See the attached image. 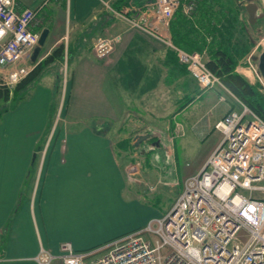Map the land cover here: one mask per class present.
Returning <instances> with one entry per match:
<instances>
[{"label": "crops", "instance_id": "0c3cea01", "mask_svg": "<svg viewBox=\"0 0 264 264\" xmlns=\"http://www.w3.org/2000/svg\"><path fill=\"white\" fill-rule=\"evenodd\" d=\"M16 3L19 11L37 10L33 31L48 30L37 62L60 44L68 57L65 88L58 83L60 62L53 63L25 89L16 94L9 89V97L3 103L5 108L1 110L0 264H38L35 258L41 248L56 255L61 244L69 243L75 252L94 251L143 228L158 216L148 208L150 205L142 203L145 200L140 203L149 194L126 178L131 160L130 129L143 119L157 122L169 119L175 112L178 115L179 104L169 107L163 115L161 110L156 113L160 105L155 108V100L161 103L170 100L168 95L152 96L154 85L162 82L160 78L193 77L172 58L176 54L170 48L131 30L124 20L112 16L100 0H16ZM255 3L258 13L264 14V0ZM150 4L153 0H121L117 9L129 14L144 11L151 27L171 38L169 23L151 11ZM199 12L187 18L200 31L209 17ZM238 12L240 19H248L244 10L238 8ZM242 24L255 47V39L263 33L264 19L255 25L248 20V26L246 22ZM110 36L118 38L113 51L106 59H98L93 50L96 40ZM20 64L34 66L28 57ZM9 69L0 70V78ZM242 71L248 79L256 78L253 72ZM59 92L62 134L55 139L53 129L47 137L43 154L47 152L48 161L40 188V164L31 187L26 188L28 169L41 144L51 99ZM177 94L184 92L178 90ZM226 98L234 100L230 95ZM224 103L225 109L211 128L231 110H238L232 102L233 109ZM210 126L205 129L200 121L192 136L198 138ZM220 141L205 154L202 164ZM145 149L149 152L145 153ZM138 151L146 159L144 170L139 172L143 181L150 183L157 171L149 159H154L155 165L161 164L164 149L152 140L143 142ZM164 189L160 187L158 197L161 193L165 195Z\"/></svg>", "mask_w": 264, "mask_h": 264}, {"label": "built area", "instance_id": "2783aa9c", "mask_svg": "<svg viewBox=\"0 0 264 264\" xmlns=\"http://www.w3.org/2000/svg\"><path fill=\"white\" fill-rule=\"evenodd\" d=\"M100 1L131 30L170 48L202 89L221 87L239 109L231 110L214 124V131L222 135L220 143L202 168L183 181L181 193L164 215L94 251L75 252L71 244L64 243L59 247V256L41 248L35 261L51 264L58 258L62 264H264V119L239 101L208 69L204 53L175 46L170 37L151 27L144 11L129 14L114 8V0ZM149 8L169 23L177 10L190 16L195 3L153 0ZM36 14L37 10L30 8L19 11L16 0H0V70L10 68L2 78V85L8 89L34 68L20 63L31 58L38 43L40 33L32 29ZM117 41L111 36L98 38L93 47L95 56L106 59ZM67 61L65 53L61 66L63 88L68 81ZM251 68L264 94L256 65L252 63ZM224 99L222 96L220 100ZM139 171L135 166L128 167L127 181L139 182Z\"/></svg>", "mask_w": 264, "mask_h": 264}, {"label": "rangeland", "instance_id": "374dc122", "mask_svg": "<svg viewBox=\"0 0 264 264\" xmlns=\"http://www.w3.org/2000/svg\"><path fill=\"white\" fill-rule=\"evenodd\" d=\"M189 1L190 2L193 1L195 3V7L197 4H200L201 2L200 0H189ZM219 1L224 2L230 9H232V11L233 10L235 11L237 8V4L235 0H219ZM236 20H237V27H236V31L233 33V39L228 40L229 43L234 45L233 47L231 45L230 46L233 49L237 48L238 49L237 51L240 52L239 56H237L239 58L236 65V72L242 75L244 78H246L251 85H254L257 82L256 79L255 78L248 79L246 77L247 75L242 70L245 69V71L249 70L252 72V68H251L253 63V61L251 60L252 56L259 55V53H261V51L264 50V28L261 30V32L263 31V33L260 35L259 39H255L257 45L254 47L253 45L250 44V40L246 35V33L244 34L242 28V22H244V24L246 22V26H248L247 25L248 19L243 20L240 19L239 17V20L241 22H239L238 19ZM238 23L241 26V28L238 27ZM151 41H156V40L152 38ZM203 53L205 60L208 61L209 57L207 52H203ZM235 53L237 52L235 51ZM172 58L178 61L177 56H174V54L172 55ZM246 68L248 69L246 70ZM185 71L188 74V70L186 69ZM2 78L3 75L0 78V88L6 89L7 87L2 85ZM160 79L162 82L156 83L154 85V88L151 92L152 96L159 97V96L168 95V98L170 96V100L165 99L162 103L158 102L159 99L155 100V105H156L155 108L158 105H160V108H156V113H158L159 110H161L163 115L169 107L173 106L174 104H179L178 115H176L175 112V114H172L169 119L163 118L157 120V122H154L153 120L144 121L143 119L142 122L138 123L137 127L134 126L130 129L131 137L129 139L130 140L129 142L131 143V146L129 148V153L131 156L129 167L135 166L137 169L142 171L144 170L143 168L145 167L146 159H142V156L138 151L140 145L143 142L154 140L152 139V136L155 135L159 140L158 146L164 149L165 152L164 159L162 160L161 164L156 163L155 165L154 163L156 161L154 162V159L152 161L151 158L149 159L150 165L154 167V169L157 171L156 172L157 176L154 178V180L151 181L150 183H146L142 179V173H139L138 176L139 182L133 183L141 187L142 191H146L149 194L147 195L148 196L147 198L146 197H144L143 199L141 198L140 203L143 200H145V202L142 203L146 205L147 204L150 205L148 208H150L151 211L155 212L156 215L158 216L164 215L171 208L172 203H174V201L182 191L183 181L187 177L192 175L190 173L197 172L200 169V167L203 166L202 162L204 161L205 154H207L210 151V149L217 143L219 139L220 140L222 139V135L217 131H214L213 127L211 128V126L213 125L214 120L217 119V117L220 115L221 110L223 111L225 109L226 105H224L225 104L224 102L226 101L230 105L233 103L234 105L233 108L237 107V109H239L236 101L234 100L232 101L226 98L229 95H227V93H225L221 87L216 86L213 89H202L192 78H173L172 76V78H160ZM61 84L64 83L61 82ZM11 90L13 91L14 88H11ZM178 90L184 92V94L178 95L177 94ZM222 96L225 98L223 101L220 100ZM0 99L2 100L0 102V105H2L0 108V118H1L3 115V112H1V110L5 108V104L3 105V103H5L6 101L4 98H0ZM61 100H62L61 92L53 94V97L51 99V105L49 107L48 121L45 125L44 130L40 135L41 144L39 145L38 150L36 148V157L32 158L33 161L32 165H30L28 169L29 176L25 186L26 188L29 186L31 187L32 182L37 175L39 166L41 165L40 183H39V188H40L42 183V172H44V169L46 167V162L48 161V157H46L47 152L43 154L46 148L45 143L47 137L51 134L53 129H54L53 135L55 139L59 138L62 134L61 132L63 129L62 124L64 121H63V111L61 113L62 110ZM163 105L165 107L162 110ZM233 105H231L230 109H233L232 108ZM152 111L155 112L154 109ZM200 121H201V125H203L205 129L207 125L208 126L211 125V126L208 127L207 130L203 131L198 138H194V136H192V133L195 134V132H193L192 130H194V127H196ZM195 122L198 123H196L194 127L192 126L191 128V124H194ZM186 125L189 126L186 127ZM146 135H150L151 139L140 142L139 136H146ZM149 146L151 145L149 144ZM144 152L148 153L149 149H145ZM177 153H178V158H177ZM138 161L141 166L139 165ZM186 172H188V174ZM160 187L165 188L164 190L167 191L165 195L161 193V196L158 197L157 195L160 194L158 192ZM57 256L59 255L58 254L55 255V257ZM51 264H62V261L56 258L52 261Z\"/></svg>", "mask_w": 264, "mask_h": 264}, {"label": "trees", "instance_id": "16d2710c", "mask_svg": "<svg viewBox=\"0 0 264 264\" xmlns=\"http://www.w3.org/2000/svg\"><path fill=\"white\" fill-rule=\"evenodd\" d=\"M200 1V4L196 5L195 11L192 12L190 17L202 11L204 14H208H206L209 17L206 19L207 23L199 31L195 28L193 22H189V19L182 13V10H177L169 22L173 44L187 52H207L209 58L206 65L208 69L221 80L222 84L239 101L264 119V94L259 91L257 84L251 85L246 78L236 72V65L239 58L237 56H239L240 52L237 51V48L233 49L232 47L234 45L228 42V40L233 39V33L236 31V19L239 20L238 6L235 12L219 0ZM120 2L121 0H115L113 6L116 9L120 8ZM239 22L241 21L239 20ZM238 27L241 28L239 23ZM242 28L245 34L243 24ZM208 37L210 40H208ZM250 44L253 45L254 43L250 41ZM65 53L64 45L60 44L44 59L37 62L41 55L40 53L36 62L33 63L34 68L31 72L15 86L14 94L25 89L40 75L44 68L56 62H60L58 83H61V66ZM9 93V89L6 88L3 91L0 88L1 98L7 100ZM38 148L39 146L37 150Z\"/></svg>", "mask_w": 264, "mask_h": 264}, {"label": "water", "instance_id": "95a60500", "mask_svg": "<svg viewBox=\"0 0 264 264\" xmlns=\"http://www.w3.org/2000/svg\"><path fill=\"white\" fill-rule=\"evenodd\" d=\"M236 4L239 8V10H244L247 13L248 16V22L251 25H255L259 20L264 19V14L258 13V6L255 3V0H235ZM48 30H43L40 33L38 43L36 47L33 50V53L31 55V61L34 63L36 62L40 52L41 48L45 44L46 38H47ZM251 60L253 63L256 65V74L258 77L263 79L264 83V50L259 53V55L252 56ZM140 142L145 141V140H150L151 136L146 135V136H139ZM152 139H154L157 144L159 145V140L157 139V136H152ZM35 158V156H34Z\"/></svg>", "mask_w": 264, "mask_h": 264}]
</instances>
